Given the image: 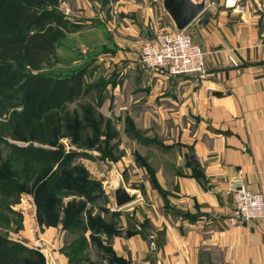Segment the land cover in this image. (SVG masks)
<instances>
[{"label":"crops","instance_id":"obj_1","mask_svg":"<svg viewBox=\"0 0 264 264\" xmlns=\"http://www.w3.org/2000/svg\"><path fill=\"white\" fill-rule=\"evenodd\" d=\"M193 1H206L204 11L186 28L205 54L207 76L202 80L179 76L158 81L140 67L138 41L143 29L148 39L174 27L162 0H117L118 7L113 6L126 15L120 22L115 18L109 23L107 40L117 50L100 61L112 62V76L127 73L141 79L130 92L136 96L126 94L123 100L118 94V101H126L131 109L150 111L161 120L171 117L175 126L173 140L161 146L173 153L176 165L144 168L149 180L141 182V191L133 189L143 194L139 204L153 197L149 198L154 203L151 211L118 212L119 234L108 245L120 264H264V221L229 226L233 200L226 193L239 172L248 189L264 195V5L260 0L254 4L253 0H216L212 7L207 0ZM73 6L76 16L69 20L81 27L68 37L89 42L84 39L91 26L84 21L102 16L88 1L74 0ZM237 6H245V11L239 13ZM130 14L137 15V22ZM112 89L117 93L123 89L120 80ZM149 115L145 122L154 116ZM151 139L146 137V143ZM24 200L15 207L21 210L24 224L14 241L35 250L40 245L49 251L50 264H69L61 249L75 237L70 235V241L61 244L67 233L59 228L36 225L34 229L27 219L32 206ZM85 236L89 241V233ZM88 245L89 259L82 264H96L90 256L95 249ZM94 254L99 264H115Z\"/></svg>","mask_w":264,"mask_h":264},{"label":"rangeland","instance_id":"obj_2","mask_svg":"<svg viewBox=\"0 0 264 264\" xmlns=\"http://www.w3.org/2000/svg\"><path fill=\"white\" fill-rule=\"evenodd\" d=\"M73 1L74 0H60L58 2L57 8L68 18H71V15L74 17L76 16L74 15L75 9ZM83 1H88V3L91 4L93 3L95 9L92 10L99 12L97 16H102V18H97L95 16L96 19L93 17L84 21L86 22L85 25L91 26L90 31H87L84 39L90 43L83 41L81 38L69 39L67 35L55 51V58L57 61L52 59L50 62L43 64L40 69V72L43 74L59 77L82 73L83 83L81 92L78 96L70 95V97L66 99H61L62 101L59 100L51 111L43 117L42 120H44V122L42 128L44 132L41 137L47 136L49 132L54 136V140L49 146L36 143L30 135L29 128L26 129L23 127L22 137H19L17 126L13 125L14 122L21 121L19 117L15 118L18 114L15 115L12 113L9 115L6 113L1 116L0 138L2 137L3 139L0 141V159L7 162L11 153V144L21 147L32 145L37 148L72 155L75 153V155H77L76 158H71L68 162L62 155L59 157L69 168L64 171V175L66 178H69V176L77 178V172H80L79 176L85 178L86 182L100 185V190L88 191V195L100 196L101 200L99 204H101V207L99 208V205L97 203L95 205L93 201H88L87 197H84V194H68L67 192L63 198L65 204L70 201H82L85 204V212L92 216L101 214V211L104 210H108L109 213L119 214L118 212H120V214H125L126 210L130 208L134 209V213L135 211L150 212L151 205L154 206V203L151 200L149 201V198L153 197L144 198L143 201L146 204L142 201L140 202L142 205H140L137 203V199L143 196V194L140 195L141 192L136 193L133 189L139 191L143 188L141 182H143V180H149V176L144 168L158 170L176 165L174 163L175 157L173 153L165 152L161 146V142L173 140V134L175 132L174 122L171 117H163L161 120L150 111L146 110L142 112L143 110H141V108L131 109L126 106V101H118L119 95L122 96L123 100H125L126 94L136 96V94L131 93L135 90L134 87L138 88L141 79L139 78L140 80H136L132 78V76H127V73L118 76L114 72L112 76V62L106 63L100 60L104 57H108L110 53L113 55L117 50V46L113 41L107 40L108 36H110V31H108L109 23L115 18H117L118 22L122 21V17L126 14L119 12L117 8L115 9L113 7L117 0ZM127 1L128 0H122V2ZM214 1L216 0H213V2ZM260 2L264 5V0H260ZM211 6L215 7V2ZM130 16L137 22L135 19V17L138 18L136 14H130ZM139 26L142 27L143 24L139 22ZM145 33L143 29L139 36V49L146 40L150 39L145 37ZM139 65L144 72L146 71L150 75H155L157 77L155 80H163L162 78L164 76L145 69L140 63ZM119 68L122 71L127 69V67ZM116 79L118 82L120 80L123 86V89L119 93H117V90L112 89L113 85L116 84ZM127 89L128 91H126ZM5 92L7 91L0 89V94ZM18 110H20V108ZM56 112L58 114L57 117L53 118V120L48 119L50 114H55ZM149 113L154 116L153 118L150 117V122H145L144 117L146 114L150 116ZM24 115L25 113L21 112L18 116L24 117ZM45 120H47L48 123ZM6 133L12 134L15 140L7 137ZM146 137L152 138L151 143H146ZM118 187L127 189L126 191L129 194L135 195L136 197L134 202L120 209L115 207L113 195L114 190ZM27 190L28 192L20 195L18 203L11 207L19 216L2 212V214L9 219V222L7 225L6 223L0 224V233H5L7 238L12 241L16 238V234L23 230L24 219L20 212L21 210L17 211L15 209V207L21 203L22 198L27 199V201L24 200V202L32 206L29 212H31V210L33 212L32 214L30 213L27 219L34 224V229H36V225L39 227L42 226L39 225L36 220L32 186L29 185ZM9 201H11V199H9ZM101 216H104V214L102 213ZM104 218L107 222L110 220L108 216ZM119 225V221H116L115 228L117 227L118 229ZM58 228L60 230V226H58ZM70 239V234L67 233L66 237L60 239V243H67ZM18 243L24 245V242L19 241ZM38 246L39 248L37 251L41 250L44 255L41 252L40 254L43 255L45 263L50 264V260H47L49 251L46 252L41 249L40 245ZM94 252L90 251V256L94 263L99 264V259Z\"/></svg>","mask_w":264,"mask_h":264},{"label":"trees","instance_id":"obj_3","mask_svg":"<svg viewBox=\"0 0 264 264\" xmlns=\"http://www.w3.org/2000/svg\"><path fill=\"white\" fill-rule=\"evenodd\" d=\"M59 1L0 0V89L7 91L0 94V118L6 113H25L24 117L15 116L21 119L13 124L17 126L19 137H22L23 127L29 128L32 139L46 146L53 142L54 136L49 132L41 137L44 132L43 117L59 100L70 95L78 96L83 83L82 73L59 77L40 72L43 64L56 60L55 51L66 36L81 27L57 8ZM57 116L56 112L50 114L48 119L53 120ZM6 136L15 140L12 134L6 133ZM10 149L7 162L0 159V224L7 225L9 222L2 212L19 216L11 207L18 203L20 195L28 192L27 187L31 185L39 225L60 226L61 231L75 237L61 249L69 264L88 261V242L97 254L108 257L111 263H123L114 256L108 245V240L119 234L115 228L119 214L104 210L101 211L104 216H92L85 212L82 201L63 202L66 192L84 194L88 201L101 207L100 196L88 195V191L100 190V185L86 182L85 178L79 176L78 169L77 178H66L64 175L69 168L59 157L62 155L68 162L77 155L32 145L21 147L11 144ZM105 216L110 218L108 222ZM86 233H89V241ZM0 264L46 263L39 251L9 240L5 233H0Z\"/></svg>","mask_w":264,"mask_h":264},{"label":"built area","instance_id":"obj_4","mask_svg":"<svg viewBox=\"0 0 264 264\" xmlns=\"http://www.w3.org/2000/svg\"><path fill=\"white\" fill-rule=\"evenodd\" d=\"M213 4V1L207 0V6ZM237 10L242 13L245 6H237ZM204 57L203 50L186 29L178 31L173 27L171 31L154 35L141 45L139 63L145 69L166 78L193 76L202 80L207 76ZM229 61L233 67L238 66L233 57L230 56ZM226 193L231 194L233 200L228 216L229 226L264 221V195L248 189L239 177V172L235 173Z\"/></svg>","mask_w":264,"mask_h":264},{"label":"water","instance_id":"obj_5","mask_svg":"<svg viewBox=\"0 0 264 264\" xmlns=\"http://www.w3.org/2000/svg\"><path fill=\"white\" fill-rule=\"evenodd\" d=\"M162 7L178 31L185 30L205 9V2L193 0H162ZM114 204L117 209L132 203L135 195L129 194L125 188L114 190Z\"/></svg>","mask_w":264,"mask_h":264}]
</instances>
